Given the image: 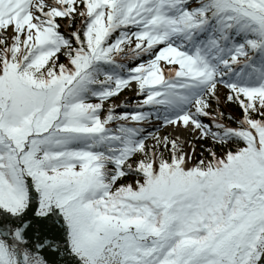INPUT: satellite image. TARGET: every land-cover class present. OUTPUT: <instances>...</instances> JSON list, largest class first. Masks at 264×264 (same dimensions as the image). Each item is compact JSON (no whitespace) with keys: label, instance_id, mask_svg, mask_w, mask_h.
Listing matches in <instances>:
<instances>
[{"label":"snow or ice","instance_id":"obj_1","mask_svg":"<svg viewBox=\"0 0 264 264\" xmlns=\"http://www.w3.org/2000/svg\"><path fill=\"white\" fill-rule=\"evenodd\" d=\"M0 264H264V0H0Z\"/></svg>","mask_w":264,"mask_h":264},{"label":"trees","instance_id":"obj_2","mask_svg":"<svg viewBox=\"0 0 264 264\" xmlns=\"http://www.w3.org/2000/svg\"><path fill=\"white\" fill-rule=\"evenodd\" d=\"M222 98H223V91L221 92ZM117 99H123V95L120 97H117ZM226 110H230L233 114L239 115V110L234 105H225L223 106Z\"/></svg>","mask_w":264,"mask_h":264},{"label":"rangeland","instance_id":"obj_3","mask_svg":"<svg viewBox=\"0 0 264 264\" xmlns=\"http://www.w3.org/2000/svg\"><path fill=\"white\" fill-rule=\"evenodd\" d=\"M223 91V90H222ZM221 97H222V95H221ZM124 99H126V96H124ZM170 131V130H169Z\"/></svg>","mask_w":264,"mask_h":264}]
</instances>
